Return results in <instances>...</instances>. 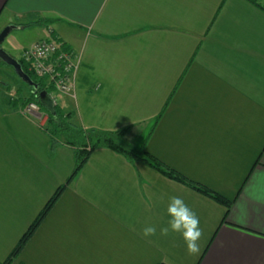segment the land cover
I'll return each instance as SVG.
<instances>
[{
    "label": "crops",
    "instance_id": "crops-1",
    "mask_svg": "<svg viewBox=\"0 0 264 264\" xmlns=\"http://www.w3.org/2000/svg\"><path fill=\"white\" fill-rule=\"evenodd\" d=\"M0 20L19 40L34 34L4 47L15 59L50 35L75 53L70 89L53 97L73 126L127 128L124 146L182 178L105 146L75 170L76 148L53 146L46 115L39 125L22 115L0 85V264H264L261 9L246 0H0ZM173 196L200 219L198 256L179 233L159 234ZM149 225L157 234L146 238Z\"/></svg>",
    "mask_w": 264,
    "mask_h": 264
},
{
    "label": "trees",
    "instance_id": "trees-1",
    "mask_svg": "<svg viewBox=\"0 0 264 264\" xmlns=\"http://www.w3.org/2000/svg\"><path fill=\"white\" fill-rule=\"evenodd\" d=\"M249 3L257 6L264 12V0H246ZM54 39H57L56 37ZM18 62L21 64L22 70L31 78V80L37 85L36 90L33 87L31 88V94L26 99L28 101L36 102L39 107L47 112V121H46V130L51 136V143L55 146V142L58 139L66 140L70 144H72L75 148V161L76 166L75 170H78L80 166L83 164L84 160L87 158L89 153L98 146H105L114 149L115 151L123 154L128 159L138 160L142 163L147 164L148 166L158 170L162 174L181 180L182 178L179 177L178 174L174 173L172 170H169L165 166H163L159 161L149 156L146 152H140L132 150L122 144L120 141L124 134L127 132V128H123L116 131H99V130H83L80 128H76L73 126L66 115L62 113L60 108L54 103V114H51L47 108L39 101L37 92L40 90H49L46 87L45 79L37 77L31 70H29L28 64H26L22 58L17 59ZM3 63L2 61H0ZM4 64V63H3ZM193 188L197 191L209 196L210 198L214 199L215 201L229 207L230 202L225 200L220 195L214 194L206 188H202L200 186L191 184ZM56 194L49 200L48 204L44 207L41 211L40 215L37 219L32 223V225L28 228V230L22 236L18 246L15 248V251L19 249V247L24 243V241L28 238L32 230L36 227L39 220L44 215L47 208H49L50 204L56 198ZM9 260V258H8ZM8 260H6L5 264H7Z\"/></svg>",
    "mask_w": 264,
    "mask_h": 264
},
{
    "label": "built area",
    "instance_id": "built-area-1",
    "mask_svg": "<svg viewBox=\"0 0 264 264\" xmlns=\"http://www.w3.org/2000/svg\"><path fill=\"white\" fill-rule=\"evenodd\" d=\"M22 60L37 77L44 78L50 88L61 93L70 89L77 60L63 40L57 38L35 42L23 50ZM50 97L53 101V97ZM38 108L37 103L29 101L21 114L37 112V117L41 118Z\"/></svg>",
    "mask_w": 264,
    "mask_h": 264
},
{
    "label": "clouds",
    "instance_id": "clouds-1",
    "mask_svg": "<svg viewBox=\"0 0 264 264\" xmlns=\"http://www.w3.org/2000/svg\"><path fill=\"white\" fill-rule=\"evenodd\" d=\"M169 220L166 226L159 228L161 236L170 233H179L185 243L189 255L198 256L201 251L200 241L203 238V229L200 227V219L181 197L173 196L167 206ZM157 234V227L149 225L143 228L142 235L151 237Z\"/></svg>",
    "mask_w": 264,
    "mask_h": 264
},
{
    "label": "rangeland",
    "instance_id": "rangeland-1",
    "mask_svg": "<svg viewBox=\"0 0 264 264\" xmlns=\"http://www.w3.org/2000/svg\"><path fill=\"white\" fill-rule=\"evenodd\" d=\"M1 21V20H0ZM10 32L12 33H9L8 36H6L5 40L2 42L1 44V48L4 50L9 43L8 42H11L12 45L16 48L17 46H20L22 45L23 43H26L28 42L32 37H33V33L31 34L30 31H25L21 34H24L23 35V39L22 40H19L18 38H15V36H17L16 32H19V31H16V30H11ZM55 37L54 36H51L50 37H46V38H40L38 40H36L35 42H38V41H43V40H50V39H54ZM58 38V37H56ZM18 39V40H17ZM60 39V38H58ZM22 41V42H21ZM35 42L31 43L29 46H31L32 44H34ZM29 46L25 47V48H28ZM68 47V46H67ZM69 48V47H68ZM72 50V49H71ZM75 54V53H74ZM10 55V54H9ZM13 55V54H12ZM76 56V55H75ZM13 57V56H12ZM14 58V57H13ZM22 58V55L21 57ZM20 58H17L16 56V59H20ZM1 61V60H0ZM0 85L1 87H5V90L8 92H11V94H6L8 97H14V98H18V100H20V102H22V106H21V109H20V113H21V110H23V108L26 106V99L30 96L31 94V88L32 86H29L28 84H26L25 82H23L18 76L17 74L14 72L13 68L11 66H8L6 64H3L0 62ZM45 85L46 87L49 89L47 92L49 94V96H52V97H55L54 94L55 93H59L61 94V92H58L56 90H54L53 88H50L48 85H47V82L45 81ZM4 90V91H5ZM8 92V93H9ZM38 93V92H37ZM29 102V101H28ZM34 102V101H33ZM36 103V102H35ZM54 103V102H53ZM57 105V104H56ZM39 106V105H38ZM38 111L39 113L41 114V112L43 113V115L41 114V116H44V114L46 115L47 117V112L43 111L40 107L38 108ZM31 115H34L37 117V112L36 114L35 113H31L29 112L27 115L25 116H31ZM38 118V117H37ZM43 121L42 117L41 118H38L37 120V124H41V122ZM124 144V143H122Z\"/></svg>",
    "mask_w": 264,
    "mask_h": 264
},
{
    "label": "water",
    "instance_id": "water-1",
    "mask_svg": "<svg viewBox=\"0 0 264 264\" xmlns=\"http://www.w3.org/2000/svg\"><path fill=\"white\" fill-rule=\"evenodd\" d=\"M14 28L12 25L5 26L1 31H0V60L8 65L11 66L14 70V72L17 74V76L26 84L29 86H32L35 90L37 88V85L31 80V78L22 70L21 64L10 56L5 50L1 48V44L6 38V36L9 34V32ZM39 101L47 108V110L51 113L54 114V103L49 96L48 92L46 90H40L37 93Z\"/></svg>",
    "mask_w": 264,
    "mask_h": 264
}]
</instances>
